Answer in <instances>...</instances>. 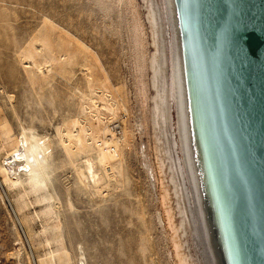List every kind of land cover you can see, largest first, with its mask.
Listing matches in <instances>:
<instances>
[{
  "label": "rangeland",
  "instance_id": "374dc122",
  "mask_svg": "<svg viewBox=\"0 0 264 264\" xmlns=\"http://www.w3.org/2000/svg\"><path fill=\"white\" fill-rule=\"evenodd\" d=\"M105 129L118 171L94 165V186L80 175ZM23 133L50 144L53 197L0 174V264H58L60 246L65 264H198L158 105L156 0H0V165Z\"/></svg>",
  "mask_w": 264,
  "mask_h": 264
},
{
  "label": "water",
  "instance_id": "95a60500",
  "mask_svg": "<svg viewBox=\"0 0 264 264\" xmlns=\"http://www.w3.org/2000/svg\"><path fill=\"white\" fill-rule=\"evenodd\" d=\"M158 105L198 264H264V0H156Z\"/></svg>",
  "mask_w": 264,
  "mask_h": 264
},
{
  "label": "bare ground",
  "instance_id": "6f19581e",
  "mask_svg": "<svg viewBox=\"0 0 264 264\" xmlns=\"http://www.w3.org/2000/svg\"><path fill=\"white\" fill-rule=\"evenodd\" d=\"M104 132L110 134L111 140L108 141L103 140L100 142L101 144H98L97 151L95 152V158H94L95 161L93 160L94 163L93 161L91 162L89 160H86L83 164L84 172L81 173L80 175V177L83 179H87L89 177L92 183L94 184V186H97L96 184H98L99 181H101L99 174L94 169L95 166H99L104 170L103 175H105V178L107 175H109L106 172L107 170L118 171L117 165H115V157H118V155H116L118 153L116 152H119L120 150L119 145L117 142L113 141L114 135L111 134L109 130L105 129ZM49 148H50V144L48 143L47 139L46 141L44 140L41 141V139L36 138L32 134L23 133L18 144H16V146L10 152H8L9 154L6 155L4 161L0 165V174L2 175L4 183L7 185L11 183L12 186L17 185L19 183V173L23 172L26 174L24 176L25 178L27 177L26 184L29 188H31L35 192L43 191L41 196H39L40 202L52 200L53 196L50 195L45 196L44 194V190L48 188V182H49L48 164H47V161L51 156ZM99 167H98V171L101 174L102 171L100 172ZM12 175L15 176L14 181H12L13 179L11 180ZM50 216H51V211L45 215V217L47 218H50ZM59 241L62 242L61 239ZM60 247L61 248L57 250L58 252L56 251L57 254H55L57 257L56 261L58 262V264H65L67 263V255L65 256L63 255L62 251H64L63 250L64 247L62 246ZM53 262H54L53 256H51V254H48V259L45 264H53Z\"/></svg>",
  "mask_w": 264,
  "mask_h": 264
},
{
  "label": "built area",
  "instance_id": "2783aa9c",
  "mask_svg": "<svg viewBox=\"0 0 264 264\" xmlns=\"http://www.w3.org/2000/svg\"><path fill=\"white\" fill-rule=\"evenodd\" d=\"M115 126V125H114ZM115 128H116V126L115 127H113V130L115 131Z\"/></svg>",
  "mask_w": 264,
  "mask_h": 264
}]
</instances>
